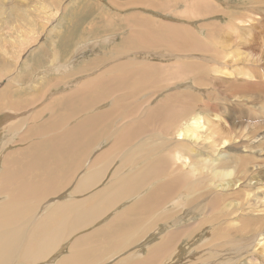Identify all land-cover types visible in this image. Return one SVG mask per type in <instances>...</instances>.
Listing matches in <instances>:
<instances>
[{"label": "bare ground", "instance_id": "6f19581e", "mask_svg": "<svg viewBox=\"0 0 264 264\" xmlns=\"http://www.w3.org/2000/svg\"><path fill=\"white\" fill-rule=\"evenodd\" d=\"M195 1L208 8L209 2L213 0ZM262 1L250 0L251 5L249 6L252 7L248 9L249 12L247 9L244 11L240 8L231 14L233 17L232 24H234L231 25V30L235 32L237 39L240 38V34L247 26L262 30L261 27L264 25V8L261 9L260 6ZM211 6L216 7L213 4ZM162 22L164 23V21ZM167 22L170 23V21ZM209 25L211 26V24ZM242 37L246 38L243 35ZM196 40L195 37V40L189 41V48L192 47L191 50L194 52L190 54L191 57L205 58L213 62L219 60H216L215 52L212 57L203 56L201 52L202 50L205 51V45H202L201 42L200 44L199 42L196 43ZM220 44L218 45L220 46ZM132 56L133 54L128 58V61L114 63L115 68L117 66L120 69L125 68L124 66L127 68L129 64L134 63ZM97 57L100 56L97 55ZM133 63L131 67L134 65ZM150 64L149 66H151ZM218 64L219 61L217 67H212L210 64L209 67L213 73H219ZM104 65V68L101 67L100 73L97 72L99 73L98 77L103 78V82L100 83L101 86L108 77L107 84L111 80L122 77L121 75L116 77L117 74L109 72L111 70L109 64ZM131 67L128 69L130 70ZM126 68L123 70L129 71ZM132 69L130 73L126 71L127 74L124 77H132L136 74L137 66L134 65ZM208 71V69H200L191 73L186 82L179 85L170 83L168 79L162 80L161 86L159 85L154 90L149 87V84L139 82L138 85L135 84L137 87L130 90L125 89L127 85L108 89L109 95L94 91L99 96V101L94 105L100 109L95 114L86 115L87 111L84 112L85 115L73 117L74 121H70L72 123L69 124L66 123L65 127L61 126L62 128L58 127V121L54 122L55 116L51 117L50 122L52 121L56 128L48 129L49 132H52V134L48 133L49 141L54 142L57 147L56 140L59 137L66 139L59 151L61 152L66 147L68 150L64 151L67 156L76 152L68 160V163L73 166H69L65 180L58 183L56 172L52 176H48L46 173L42 180L34 175L35 180L29 170H23L22 165L5 164L3 176H5L6 182L2 181L4 184L2 191L9 192L8 198L11 202L0 203V264H45L43 261L52 258L54 260V257H57L55 253L58 249L63 251L62 242L67 237H69L67 241L71 246V254L62 259L63 263L105 264V260L100 258L105 255L110 256L114 252L115 254L112 253L111 256L118 259L119 264H163L166 256L172 260L180 248L178 235L171 233L168 226L169 222L183 223L189 233L200 232L199 240L205 237H213L214 240L221 243L220 247L224 240L232 241L233 246L229 247L228 253L224 255L221 252L215 254L212 248L195 251L197 255L194 256V259L200 257L199 260L202 259L201 264H241L244 259L250 264H261L254 259L253 250L248 244L244 248L239 246L241 242L246 244L244 241L236 239L237 235H243L242 229L232 226L233 222L228 219V216L235 212L237 203L233 202L234 196L230 194V191L224 189L218 191L219 198L217 199L218 183L217 181L214 183V180L222 179L235 187L239 177L245 179L249 176L262 189L261 191H264V158L250 156L248 152L240 151V148H238L239 153L234 151L233 155L229 151L235 145L236 131H240L253 141L259 140V145H264V68L250 67L247 69L248 77L254 82L249 83L245 90L237 92L236 96L239 100L236 102H231L230 93L221 90L219 86L216 87L209 80ZM108 72L116 78L111 79L112 76H109ZM190 81L193 82L186 85ZM95 84L97 83L95 82ZM172 84H174L173 89L177 87L174 93L165 89V87L172 89ZM77 86L79 88V85ZM143 89H147L145 92H149L146 93L144 102L141 101L143 95L136 96ZM120 90L125 92H120ZM84 93L85 91L78 89L77 91L73 90L68 96L78 98L79 101L83 99ZM121 94H124V97L119 98ZM160 94L165 96L159 100ZM112 98L115 101L109 105L110 110L103 108L101 104ZM59 100L60 97H55L43 106L53 105ZM4 101L7 102L6 99ZM42 101L41 98L40 102L32 107L41 105ZM1 102H3L2 97H0V106ZM183 104H186L185 111L181 110ZM212 104H214L215 110L212 109ZM217 105L219 106L218 109ZM233 106L238 108L235 114L231 113ZM220 111L222 114L219 113ZM9 119L11 120V118ZM56 119L59 120L58 117ZM31 120L34 119L31 117ZM23 121L24 119L21 122ZM106 126L110 127V135L113 134V140L106 153L100 157L92 153V146L96 144V138H100V132ZM199 129L205 130V137L200 136ZM73 133L77 134L75 138L71 137ZM242 142L243 147L248 148L244 140ZM76 148L78 149L75 150ZM54 150L51 149V151ZM217 159L223 161L219 162ZM115 160L118 161L116 164L119 166L109 177L110 165ZM50 164H52L51 161ZM53 164L60 163L54 161ZM81 164L88 166L81 169L76 168ZM104 164L109 165L105 167ZM248 165L252 167L250 173L241 169V167ZM125 166L126 169L120 172L119 167L123 169ZM209 171L212 172L214 178L210 180L211 183H214L212 188L214 208L216 209L214 212H211L210 206L211 193L206 188L208 183L203 177L204 172L208 176ZM166 172H173L174 176L167 178ZM107 175L108 182L99 187L102 178ZM71 176L74 177V185L72 186L70 183L68 186L72 187V194L68 193L67 197L64 198L66 200L51 202L50 208L48 204L47 213H42V216L39 217L37 210L40 208L41 200H46L47 197L54 194L58 184L70 181ZM7 177L11 179L9 180ZM174 178L182 190V198L178 201L177 206L171 192V188L174 190L175 185L169 182ZM96 184L97 189H95ZM244 189L248 193L245 203L254 201L256 196L251 194L250 188L245 185ZM145 190L147 191L145 192ZM91 191L95 193L85 196L83 199H77L79 197L77 195L88 194ZM143 192L144 195H142ZM135 195H137V199H135ZM31 200H35L36 203L31 204ZM122 202L125 203V208H122L123 211L121 210L122 212L114 220L106 223L102 229L95 228L97 229L95 232L91 230L92 233L83 234L74 239L76 234L83 232L90 224H97L101 217H105L110 211L117 209ZM259 202V206L250 211V218L259 223L258 230L257 232L250 230L249 233L252 238L258 236L263 239L261 246L260 243H257L263 253L260 256L263 257L264 194ZM177 207L184 214L180 213L175 217L178 214ZM34 216L37 217H35V223L31 228L28 223L30 218ZM162 224L164 225L163 232L161 233L160 230L156 232L158 225ZM148 231L151 236L147 234ZM189 236L191 235L189 234ZM98 238L100 241L90 243ZM191 238L189 239L191 240ZM143 240L154 243L145 244L142 242ZM132 243L138 246L135 253L138 259L130 262L128 260L131 257L128 254L130 250L124 251V249H129ZM140 247H144V249ZM225 248L227 249V247ZM242 248L245 249L244 253L241 252ZM121 250L124 252L117 255L116 253L122 252ZM143 250L148 251L145 253ZM185 251L187 252V248ZM188 255L185 264H197L193 259L194 252L190 251ZM214 257L216 260H211ZM55 262L57 261L55 260Z\"/></svg>", "mask_w": 264, "mask_h": 264}, {"label": "rangeland", "instance_id": "374dc122", "mask_svg": "<svg viewBox=\"0 0 264 264\" xmlns=\"http://www.w3.org/2000/svg\"><path fill=\"white\" fill-rule=\"evenodd\" d=\"M263 3L264 0L260 5L261 9L264 8ZM212 4L218 8L212 7ZM209 5L208 8L204 5L203 7L195 0H0V97H2L3 101L0 106V203L4 201L11 202L8 198L9 192L2 191V186H4L2 181L6 182L5 176H3L5 164L22 165L23 170H29L33 177L38 176L41 178L40 180L46 173L48 176H52L54 172L58 176V183L61 180H65L66 172L69 171V166L72 165L68 163V160L76 152H72L70 156H67L65 151L68 149L66 147L60 152V147L64 145L66 139L59 137L56 140L57 147L54 142L49 144L48 133L52 134V132H49L48 129L42 130V128L49 124L51 117L54 116L55 118L58 117L59 120H56L59 123L58 127L62 128L67 125L66 123H72L70 121H74V116L85 115L84 112L86 113L87 111L86 115L94 114L96 112H94L95 105L92 103L99 101L98 93L109 95L107 93L108 89H116L125 85L128 86H125V89L130 90L133 87H137L136 85L139 82L149 84V87L154 90L165 79H168L170 83L179 85L180 83H185L191 73L200 69H208L209 80L216 87L219 86L221 90L226 91L228 94L230 93L231 102L238 101L237 92L245 90L249 83L254 82L248 77L247 69L250 67L264 68V25L261 27L262 30H256L250 26L245 27L240 34V38L237 39L235 32L231 30V25H234L232 24L233 17L231 14H233L234 10L240 8L244 11L245 9L248 10L252 7L249 6L251 5L250 0H213L209 2ZM248 12L247 15L249 14ZM228 19L229 21H227ZM167 21H170V23ZM178 24L183 25L179 26ZM242 35L246 38L244 39ZM195 37L197 39L196 43L199 42L200 44L201 42L202 45H205V51L202 50L201 52L203 56L212 57L215 52V55H217L216 60L219 59V73H213L211 67H209L210 64H212V67H217L218 61L213 62L205 58H193L190 56L194 52L191 50L192 47L191 49L189 48V41L195 40ZM218 42L221 43L220 46ZM132 54L131 58H134V63H132L137 66L135 70L137 72L132 77L126 78L124 76L133 70L134 65L132 67V63L128 65V67H131L130 70L124 66L129 70L127 71L123 70L125 68H118V66L115 68L114 63L128 61ZM97 55L100 57H97ZM118 59L119 61H117ZM104 64H109L108 66L111 69L109 72L117 74L116 77L118 75L122 77H113L112 73L109 74L108 72L109 76H112L111 79H116L111 80L107 84L108 77L101 86L100 83L103 82V78L98 76L101 67L103 66L104 68ZM93 67L94 69H92ZM126 71L127 73H125ZM95 82L97 84L94 85ZM192 82L190 81L186 85ZM76 84L79 85V88ZM98 85L99 87H97ZM165 85L168 84L165 83ZM168 87H165V89H169L170 93H174L177 90V87H174V89L173 87L172 89ZM78 89L85 91L84 100L80 99L78 101V98L75 99L72 96H68L73 90L77 91ZM122 90L120 92H125ZM146 90L143 89L136 94L138 97L143 95L141 99L143 102L146 99V93H149L145 92ZM94 91L99 92L95 93ZM163 96L165 95L160 94L158 99L160 100ZM55 97H60V100L57 101L58 103H54L56 105L43 106V104L47 105ZM120 97H124V94L119 95ZM41 98L43 101L39 105L40 107H32L37 102L39 103ZM5 99L7 102L4 101ZM76 100L78 102H75ZM80 101L85 103V105H80L82 104ZM114 101L115 99L113 98L107 99L101 105L103 108L110 110L109 105ZM60 102L62 104H59ZM29 105L31 106L28 107ZM212 107L215 110L214 104H212ZM218 107L217 105V109ZM185 109L186 104H183L181 110L185 111ZM237 111V107H231V113L235 114ZM219 113L222 114L221 111ZM31 117L34 120H31ZM22 119H24L23 122H21ZM52 126L54 127V125ZM199 132L200 136L205 137V130L199 129ZM76 136V133L71 134L72 138ZM96 140V144L92 146V153L97 154V151V155L101 157L112 144L113 134L112 136L110 135V127L106 126L100 132V138H96ZM243 140L248 145L246 149L243 147ZM238 148H240V151L248 152L250 156L264 158V145H259V140L253 141L240 131L235 132V145L229 149L231 155H233L234 151L239 153ZM51 149L55 150L51 151ZM46 150L47 152H45ZM88 154L89 152L87 156ZM217 160L219 162L223 161L222 159ZM50 161L52 164H50ZM54 161L55 163L59 162L61 165L53 164ZM117 162L115 160L110 165L109 177L112 176V172L119 166V164H116ZM107 165L109 164H104L105 167ZM85 166L87 167L88 165L81 164L78 167L76 166V168H86ZM125 169L126 166L123 169L119 167L120 172ZM241 169L246 173L252 171L250 165L241 167ZM172 176H174L173 172H166L167 178ZM203 177L205 182L208 183L206 188L211 193V212L216 210L212 193L215 181L218 183L217 199L219 198L218 191L220 189L230 191V194L234 196L233 202L237 203V205L235 212L230 214L228 219L233 222L232 226L242 229L243 235H237L236 239L242 240L246 244L241 242L239 246L244 248L248 244L253 250L254 259L264 264V255L263 257L260 256L263 253L257 246V243H260V246L263 244V239L257 236L256 240L249 233L250 230H255L256 232L258 230L259 223L250 218V211L259 206V201L264 191H261L262 189L249 176L245 179L239 177L235 187H232L230 183L222 179H215L214 183H211L210 180L214 179L211 171H209L208 176L204 172ZM7 179L10 180L11 178L7 177ZM102 179L99 187L104 186L108 182V175ZM169 182L175 185V189L171 188V192L177 206L178 201L182 198V190L175 178ZM70 183L72 186L74 185L73 176L70 177V181L58 184L55 189L57 191L50 195L51 197L41 200L40 208L37 210L39 217L42 216V213H47L48 204L50 208L51 202L66 200L64 199L67 197L66 195L68 193L72 194V187L68 186ZM245 185L250 188L251 194L256 196L255 200L250 203H245L248 195L244 189ZM97 188L96 184L95 189ZM93 193L95 192L91 191L88 194L77 195L79 196L77 199H83V197ZM144 194L143 192L142 195ZM135 199H137V195H135ZM30 203L35 204L36 201L31 200ZM122 208H125V203L123 202L117 209L115 208L105 217H101L97 224H90L83 232L76 234L74 239L83 234H90L97 229H102L106 223L114 220L123 211ZM177 210L178 214L175 217L180 213L184 214L179 207H177ZM35 217L37 216L31 217L28 223L31 228L35 223ZM244 222H246V226L243 225ZM168 226L171 233L178 235L180 254L178 252L179 255L177 254L178 256L176 255L172 260L169 259V256H166L163 264H185L190 251L194 252V259L198 249L212 248L215 254L221 252L224 255L233 246L232 241L224 240L220 247L221 243H218V240H214L213 237H205L203 238L204 240H199L200 232H198L199 234L196 232L189 233L183 223L169 222ZM91 230L93 231L91 232ZM159 230L161 233L163 232V224L158 225L156 232ZM149 233L148 231L147 234ZM68 238L62 242L61 248L63 251L58 249L55 253L57 257H54V260L52 258L51 260L43 261L45 264H69L68 262H62L65 256L71 254ZM99 239L92 240L90 243H96L100 241ZM142 242L145 244L154 243L145 240ZM230 242L231 244H229ZM135 245V243H132L129 249H124V251L130 250L128 253L131 255L128 258L130 262L138 259L135 254L138 246ZM140 248L144 249V247ZM186 248L187 252L185 251ZM243 248L241 249L242 253L245 251ZM124 251H119L116 254H121ZM143 251L147 253L146 251L148 250ZM111 255H105L100 259L105 260V264H119V260ZM199 258L194 259L195 263L201 264L202 259L199 260ZM211 260H216V258H211ZM241 264L250 263L244 259Z\"/></svg>", "mask_w": 264, "mask_h": 264}, {"label": "crops", "instance_id": "0c3cea01", "mask_svg": "<svg viewBox=\"0 0 264 264\" xmlns=\"http://www.w3.org/2000/svg\"><path fill=\"white\" fill-rule=\"evenodd\" d=\"M92 103V102H91ZM28 104H30L29 102H28ZM93 105L95 104V103H92ZM83 105V104H82ZM85 105V104H84ZM83 105V106H84ZM31 105H29L28 107H30ZM100 109V107H97V106H95V110H94V112L95 111H98ZM95 114V113H94ZM74 117H77V116H74ZM56 118H55V120H54V122H56ZM53 125V122L51 121L49 124H47V125H45L43 128H42V130H44V129H50V130H53V128H56V127H53L52 126ZM51 142H49V144H50ZM103 149V148H102ZM97 154H98V152H96Z\"/></svg>", "mask_w": 264, "mask_h": 264}, {"label": "flooded vegetation", "instance_id": "af4514ba", "mask_svg": "<svg viewBox=\"0 0 264 264\" xmlns=\"http://www.w3.org/2000/svg\"><path fill=\"white\" fill-rule=\"evenodd\" d=\"M244 226H246V222H244V224H243Z\"/></svg>", "mask_w": 264, "mask_h": 264}]
</instances>
